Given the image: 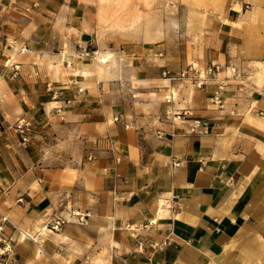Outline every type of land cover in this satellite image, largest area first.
<instances>
[{
  "label": "crops",
  "instance_id": "1",
  "mask_svg": "<svg viewBox=\"0 0 264 264\" xmlns=\"http://www.w3.org/2000/svg\"><path fill=\"white\" fill-rule=\"evenodd\" d=\"M17 1L0 0V214L16 228L0 264H264V86L245 77L264 68V0L203 61L244 76L175 98V81L137 70L127 94L129 76L78 51L99 32L83 3Z\"/></svg>",
  "mask_w": 264,
  "mask_h": 264
},
{
  "label": "rangeland",
  "instance_id": "2",
  "mask_svg": "<svg viewBox=\"0 0 264 264\" xmlns=\"http://www.w3.org/2000/svg\"><path fill=\"white\" fill-rule=\"evenodd\" d=\"M78 1L96 13L99 26V32L96 38L94 37L95 42H91L90 45H86L78 51L92 63L103 64L107 72L129 76L131 82L127 81L128 84L125 85L123 82L119 84L120 88L126 87L125 93L127 94L128 92L131 94L129 88L135 86V70L163 80L167 79L162 76L164 70H169L171 74H177L189 67L196 71L205 70L213 64L218 69L213 71L207 81L214 80L223 71L230 72L235 78L244 76L241 70L236 67L211 62L206 67L202 66L205 56L210 50H215L208 44L226 42L229 37V27H239L240 22L246 18L248 21H254V15L251 12L252 7L257 6L254 3L258 0ZM101 56L108 57L106 63L100 62ZM233 68L235 69L234 75ZM245 75L250 84L256 87L264 86V68L251 70ZM222 76L220 75V79ZM188 82L189 84L182 85L181 81H175L178 85L175 88L174 98L175 96L179 97V92L183 88H189L190 91L200 89L196 88L192 82ZM159 87L161 86L157 88ZM119 92L118 98H122L123 93L121 90ZM127 96L125 95L124 98ZM216 96L221 100L219 93L214 97ZM130 97L133 98V95ZM166 98L162 97L161 102L165 103ZM172 102L170 99L165 104L169 105ZM213 104H215L214 98ZM222 104L221 100L219 106ZM220 116H225V113ZM174 118L188 120L190 124L195 120L203 121V118L195 116L189 110L175 113ZM20 121L15 123L13 129L22 136V139L27 137L29 143L33 128L28 122V130L21 132L16 127Z\"/></svg>",
  "mask_w": 264,
  "mask_h": 264
},
{
  "label": "built area",
  "instance_id": "3",
  "mask_svg": "<svg viewBox=\"0 0 264 264\" xmlns=\"http://www.w3.org/2000/svg\"><path fill=\"white\" fill-rule=\"evenodd\" d=\"M17 0H7V7H9L11 10L17 11ZM25 11H27V8L24 9ZM218 67L211 64L210 66H208L205 70H200V71H196L193 68H186L183 69L181 71H179L177 74H171V72L169 70H164L162 75L163 77L167 78L168 80L171 81H182V80H187L192 82V84H194V86H196V88H201L203 85H205L206 81L208 80L209 76H212L213 71L217 70ZM233 71V75H234V71L235 69H232ZM237 76V75H236ZM48 91L52 94V97L54 98L56 96V94L58 92L54 91L52 89L51 86H47ZM78 93H83V89L82 88H78L77 89ZM219 97L216 96L214 97V103L217 105H221V100L218 99ZM72 100L67 99L65 101V104H70ZM170 99L166 98V102H169ZM60 109H57V111L59 112ZM187 113V112H186ZM184 113V114H186ZM260 117L264 118V113L262 112H258L257 113ZM202 126H204L203 122L200 120H195L193 121L192 124H190L189 126V132H196V131H200ZM17 129L21 130V132L27 131L28 127H29V123L25 122L24 120H21L20 122H18L17 124ZM23 144H27L28 143V138L27 137H23L22 139ZM176 166L178 164H175ZM168 209H170L171 211H175V207L176 204L174 203H169L167 205ZM76 216H78V220L79 222H83L82 217L79 216L78 214H76ZM65 220H56L55 222H53V224L50 225V229L52 230H57L58 227L62 224H64ZM10 226L11 228H13L14 230H16V228L10 223V221L8 220V218L2 214H0V254L2 255H7L9 252H11V247L12 245L16 244V240H13L12 236H4V229L6 227ZM30 238L28 234L22 232L19 233V239L21 241L26 240ZM165 245V243H162L161 245H153L152 248L153 249H157V250H161V248Z\"/></svg>",
  "mask_w": 264,
  "mask_h": 264
},
{
  "label": "bare ground",
  "instance_id": "4",
  "mask_svg": "<svg viewBox=\"0 0 264 264\" xmlns=\"http://www.w3.org/2000/svg\"><path fill=\"white\" fill-rule=\"evenodd\" d=\"M107 59H108L107 56H101V57L99 58V60H100L101 63H106V62H107Z\"/></svg>",
  "mask_w": 264,
  "mask_h": 264
}]
</instances>
